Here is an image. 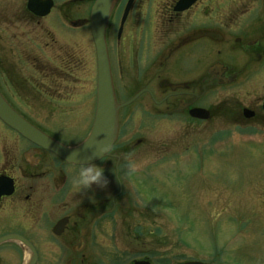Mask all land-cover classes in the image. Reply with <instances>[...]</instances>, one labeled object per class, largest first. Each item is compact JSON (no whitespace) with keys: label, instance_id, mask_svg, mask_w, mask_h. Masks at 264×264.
<instances>
[{"label":"flooded vegetation","instance_id":"obj_1","mask_svg":"<svg viewBox=\"0 0 264 264\" xmlns=\"http://www.w3.org/2000/svg\"><path fill=\"white\" fill-rule=\"evenodd\" d=\"M179 1L133 0L124 22L125 25L128 16H135V25L139 22L144 25L140 35L147 45L145 56L141 57L146 82L136 92L145 89L140 96L148 99H144L146 106L141 107V112L150 117L152 124L156 120L171 124L175 118L204 123L213 117L214 109L201 100L209 91L225 87L241 97L239 102L233 101L234 122L238 127L247 128L249 122L262 120L264 0H194L189 5L180 3L182 8L176 9ZM126 2L117 0L112 11H120L119 20ZM30 15L33 19L40 18ZM72 23L66 21L69 27L81 26ZM124 25L119 38L116 31L117 43L123 38ZM197 33L213 36L193 38ZM105 37L108 42V25ZM138 38L139 35L135 43ZM204 40L218 44L209 50L207 63L178 62L181 56L186 59L192 55L188 51L191 44ZM139 62L130 57L128 68L138 71ZM57 64L53 65L55 71L49 73H38L34 66V73L17 72L16 64V72L4 67L0 93L36 129L64 146H74L88 134L95 105L70 104L76 91H71L72 62L70 58L58 59ZM38 65L46 66L43 62ZM231 106L229 103L226 111L232 117ZM82 108L90 109V114L81 121L86 126L81 135L72 138L70 134L76 128H70L69 122L58 121L50 126L51 113L62 115ZM197 108L207 111L208 117H192L190 111ZM135 112L133 109L121 114L120 109L119 128ZM76 124L79 128L81 123ZM117 141L104 157L90 163L109 172L113 185L109 187L107 183L79 192L72 185L75 174L71 173V167L80 169L84 165L64 161L0 121V264H167L171 261L166 250L149 249L150 224L143 223L147 220L126 216L131 208V196L123 193L121 177L138 175L144 170L131 167L128 150L134 147L126 143L117 146Z\"/></svg>","mask_w":264,"mask_h":264},{"label":"rangeland","instance_id":"obj_2","mask_svg":"<svg viewBox=\"0 0 264 264\" xmlns=\"http://www.w3.org/2000/svg\"><path fill=\"white\" fill-rule=\"evenodd\" d=\"M54 1L49 15L33 19L25 10V0H0V83L4 67L11 72L34 73V66L38 73H49L55 71L53 65L58 59L70 58L71 91L76 90L70 104L93 106L95 54L88 29L93 0H71L62 6L66 0ZM119 16L120 11L115 10L109 18L107 46L120 103L146 82L142 59L146 44L140 35L144 25H135V16H128L123 38L116 42ZM79 19L85 21L80 28L66 24ZM137 35L140 42L135 43ZM217 45L208 40L195 42L188 49L192 55L186 59L183 55L178 62L205 64L209 50ZM130 57L139 59V72L128 68ZM38 62L46 66L40 68ZM235 92L225 87L209 91L201 103L210 105L214 115L199 124L185 118H175L171 124L159 120L152 124L140 110L146 106L147 96H139L121 108V114L133 109L136 112L131 120L121 123L117 146L126 143L134 147L128 150L131 167L144 170L121 177L123 193L131 196L126 216L147 220L143 223L150 224L149 249L166 250L171 260L167 264L192 260L204 264H264V116L258 122H249L247 128L238 127L233 101L239 102L241 97ZM229 103L234 106L230 107L232 117L226 111ZM78 110L51 113L50 126L69 122L70 128H76L70 134L72 138L81 135L86 129L81 121L87 119L90 109ZM76 170L71 167L72 174ZM103 174L111 187V174L104 170Z\"/></svg>","mask_w":264,"mask_h":264},{"label":"water","instance_id":"obj_3","mask_svg":"<svg viewBox=\"0 0 264 264\" xmlns=\"http://www.w3.org/2000/svg\"><path fill=\"white\" fill-rule=\"evenodd\" d=\"M133 0H128L120 20V28L127 16L128 10ZM194 0H180L176 9L180 7V3L189 5ZM117 0H93L89 15V31L95 51V110L90 130L86 137L74 146H64L55 140H52L41 131L28 123L22 116L16 113L4 100L0 93V120L15 130L22 136L28 138L34 143L52 151L64 161L73 164L86 165L93 163L104 157L112 148L118 135V113L123 107L134 102L145 89H140L135 92L129 99L118 102L113 85L110 62L108 57L107 45L105 40V29ZM52 6L51 0H27L26 8L28 11L37 16L46 15ZM186 7V6H185ZM83 20L74 22L73 25H80ZM201 35L213 36L212 33L201 34L197 33L193 38ZM264 109V102H263ZM178 111V110H176ZM246 113V111H244ZM192 117L205 119L208 117V112L203 109H192L190 111ZM247 115V114H246ZM248 117V116H247ZM100 145H107V150L102 154L97 152ZM8 238H13L8 236ZM2 241V240H0ZM182 264H202L200 261H188Z\"/></svg>","mask_w":264,"mask_h":264},{"label":"clouds","instance_id":"obj_4","mask_svg":"<svg viewBox=\"0 0 264 264\" xmlns=\"http://www.w3.org/2000/svg\"><path fill=\"white\" fill-rule=\"evenodd\" d=\"M107 150V145H100L97 152L102 154ZM107 179L104 177L103 169L94 164H86L76 170L72 179V185L75 191L84 192L93 186L104 187Z\"/></svg>","mask_w":264,"mask_h":264},{"label":"trees","instance_id":"obj_5","mask_svg":"<svg viewBox=\"0 0 264 264\" xmlns=\"http://www.w3.org/2000/svg\"><path fill=\"white\" fill-rule=\"evenodd\" d=\"M31 16V15H30ZM240 232V230H238V233Z\"/></svg>","mask_w":264,"mask_h":264}]
</instances>
